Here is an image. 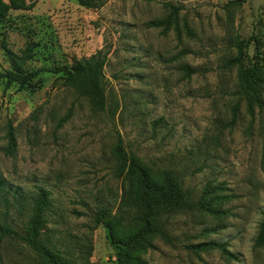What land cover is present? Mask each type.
I'll use <instances>...</instances> for the list:
<instances>
[{
  "label": "rangeland",
  "instance_id": "obj_1",
  "mask_svg": "<svg viewBox=\"0 0 264 264\" xmlns=\"http://www.w3.org/2000/svg\"><path fill=\"white\" fill-rule=\"evenodd\" d=\"M102 1L88 8L77 0H0V71L11 68L5 49L20 55L28 46L25 68L44 69L23 88L0 79V221L23 233L43 188L46 242L75 264H116L95 218L101 210L119 215L113 149L120 139L153 174L171 171L192 200L209 184L228 197L220 216L194 208L161 213L170 242L152 238L138 264H264V244L254 245L264 205V111L251 117L241 101L231 124L237 66H225L239 41H250L249 59L264 62V47L253 40L264 41V0ZM167 4L178 8V32L147 26L166 16ZM99 49L107 51L104 111L57 71ZM202 241L226 242L238 260L187 248ZM0 264L39 262L24 243L4 238Z\"/></svg>",
  "mask_w": 264,
  "mask_h": 264
},
{
  "label": "trees",
  "instance_id": "obj_2",
  "mask_svg": "<svg viewBox=\"0 0 264 264\" xmlns=\"http://www.w3.org/2000/svg\"><path fill=\"white\" fill-rule=\"evenodd\" d=\"M244 0H230L229 5H240ZM17 7L24 8L23 1ZM88 8L102 5V0H77ZM15 6V8H17ZM168 13L163 18L147 22L148 27L160 29L162 33L168 32L172 27L178 32V8L167 4ZM264 12V3H263ZM255 49L264 47V41L253 39ZM250 41L237 43V55L227 60L225 66H237L238 88L233 95L238 101L232 108V122L235 121L242 101L246 111L252 117L255 109L264 111V62L251 60L244 53V48ZM11 63L10 69L0 71V79L5 80L6 86L17 83L19 88L28 84L29 80L44 69L28 71L25 66L31 58L32 49L28 46L21 54L5 49ZM244 56V57H243ZM244 59L246 63H244ZM107 62V51L102 49L89 57H82L69 66L57 69L62 72L64 85L73 88L80 96L86 98L95 111L106 109V91L104 86L103 68ZM185 76L193 72L191 67L183 68ZM65 116L63 120H66ZM7 153L13 154L16 140L12 128L7 133ZM113 154L117 161L116 175L121 178V195L118 205L119 215H111L107 210H101L95 218L96 224H101L111 247L114 250L116 264H138L139 255L145 251L152 238L158 237L170 242V235L164 229L159 216L161 213H170L181 209H197L203 213L220 216L224 213L219 205L225 201L227 195H222L218 186L207 185L197 200H192L189 193L184 190L178 180L169 170L153 174L134 154L125 151L122 141L114 146ZM6 191V180L0 173V201ZM48 191L39 188L37 197L33 202L31 215L23 233L18 232L10 225L0 221V243L4 238L16 239L24 243L35 255L39 264H75L74 260L51 247L43 237L44 227L47 223L46 211L49 205ZM262 220L258 225L255 237V246L264 244V205ZM124 220L127 222L124 223ZM124 223V224H123ZM125 224H128L125 226ZM214 229H206L210 232ZM193 253L199 251L218 250L228 260H238V256L227 248L226 242L202 241L187 245Z\"/></svg>",
  "mask_w": 264,
  "mask_h": 264
}]
</instances>
